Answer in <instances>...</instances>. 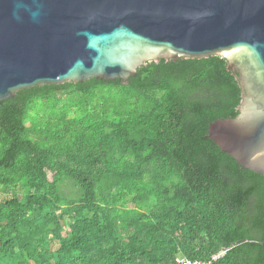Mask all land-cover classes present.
Masks as SVG:
<instances>
[{
	"label": "trees",
	"instance_id": "16d2710c",
	"mask_svg": "<svg viewBox=\"0 0 264 264\" xmlns=\"http://www.w3.org/2000/svg\"><path fill=\"white\" fill-rule=\"evenodd\" d=\"M226 58L161 59L0 103V264H264V177L208 137Z\"/></svg>",
	"mask_w": 264,
	"mask_h": 264
},
{
	"label": "water",
	"instance_id": "95a60500",
	"mask_svg": "<svg viewBox=\"0 0 264 264\" xmlns=\"http://www.w3.org/2000/svg\"><path fill=\"white\" fill-rule=\"evenodd\" d=\"M220 55L241 101L208 137L264 177V0H0V103L92 77L124 84L161 59Z\"/></svg>",
	"mask_w": 264,
	"mask_h": 264
},
{
	"label": "built area",
	"instance_id": "2783aa9c",
	"mask_svg": "<svg viewBox=\"0 0 264 264\" xmlns=\"http://www.w3.org/2000/svg\"><path fill=\"white\" fill-rule=\"evenodd\" d=\"M218 258V255L212 256L211 260L209 261H200V260H187V259H180L181 264H211L212 261H215Z\"/></svg>",
	"mask_w": 264,
	"mask_h": 264
}]
</instances>
